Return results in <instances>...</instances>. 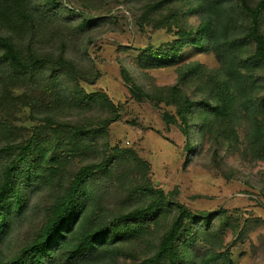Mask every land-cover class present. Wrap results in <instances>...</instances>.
I'll return each instance as SVG.
<instances>
[{
	"label": "rangeland",
	"instance_id": "obj_1",
	"mask_svg": "<svg viewBox=\"0 0 264 264\" xmlns=\"http://www.w3.org/2000/svg\"><path fill=\"white\" fill-rule=\"evenodd\" d=\"M56 2L83 18L102 20V25L90 32L94 41L87 47L88 61L83 64H92L97 79L93 83L80 79L69 82L84 95H105L114 106L115 120L106 126L102 122L99 127L105 129L104 135L96 140L87 137L85 149L74 152L73 133L61 123L79 120L95 128L108 112L99 105L86 109L52 108L47 83H42L41 77L37 78L41 85L0 78L4 80L0 81V149L9 148L7 157L1 155L0 170L14 154H23L22 171L28 172L19 178V184L27 185L22 194L23 210L4 229L0 260L6 262L18 256L39 237L51 205L66 192L80 167L104 163L109 158L118 163L117 167L107 163L104 171L90 178L92 191L87 188L108 216L136 208L142 202L137 193L140 188L151 187L165 195L173 193L174 197L167 200L187 210L219 214L211 230L191 233L181 240L182 250L188 252L181 264H222L224 257L231 264H264V148L260 153L248 149L247 123L237 124L238 140L234 142L227 140L229 130L224 131L221 123L215 124L203 139L194 127V147L188 153L187 137L178 124L162 119L164 112L173 114L174 108L161 104L158 109L149 101H136L121 76L124 68L140 88L154 92L156 88L176 85L179 77L188 72L182 88L197 98L207 79L216 77L215 56L187 45L177 54L176 63L144 67L146 50L155 52L178 38L175 29L155 28L157 21L141 19L142 1ZM186 23L195 28L199 21L189 13ZM192 67L200 72L190 73ZM257 74L263 81L264 65ZM41 116L49 118L48 128ZM260 120L264 130V115ZM36 132L43 134L38 138ZM56 139H60L59 144ZM115 157H119L118 161ZM93 202L97 206L95 199ZM172 217L173 210L164 211L157 221L143 227L131 238L132 242L122 245L126 254L114 258L112 264H138L155 250Z\"/></svg>",
	"mask_w": 264,
	"mask_h": 264
},
{
	"label": "trees",
	"instance_id": "obj_2",
	"mask_svg": "<svg viewBox=\"0 0 264 264\" xmlns=\"http://www.w3.org/2000/svg\"><path fill=\"white\" fill-rule=\"evenodd\" d=\"M138 1L143 2L142 20L157 21L155 28L175 29L178 38L155 52L146 50L144 67L174 64L179 51L192 45L202 52H211L218 61V68L216 77L207 79L197 98L182 88L188 72H184L174 86L145 92L129 72L121 68V76L132 97L136 101H149L158 109L161 104L173 107L174 113L164 112L162 119L178 124L187 137L188 153L194 147L191 140L194 127L203 139L211 134L215 124L221 123L224 131L229 130L227 140L234 142L238 140L236 126L242 121L248 125V149L260 153L264 148L263 121L260 120L264 115V80L257 73L264 65V0ZM189 13L198 18L195 28L186 23ZM82 16L56 0H0V78L36 85L47 83L52 108L86 109L99 105L108 112L95 128L79 120L61 123L73 133L74 149H77L74 152L85 149L87 137L96 140L104 135L105 129L99 127L102 122L106 126L115 120L112 118L114 106L105 95L98 92L84 95L69 82L80 79L93 83L98 77L92 64L84 65L88 61L87 47L94 41L90 32L98 29L102 20ZM189 71L200 72L193 67ZM233 76H236L234 81ZM38 77L42 78L41 82ZM41 117L48 128L49 118ZM35 134L40 138L43 133ZM59 140L56 139L58 144ZM35 142L33 139L31 144ZM8 149H0V159L2 154L8 156ZM22 155L14 154L0 170V239L5 234L4 229L9 228L13 218L23 210L22 194L27 191V185L18 182L28 172L22 171ZM115 158L118 161L119 157ZM107 163L112 167L118 165L108 158L104 163L80 167L66 192L57 196L51 205L39 237L18 256L6 262L0 260V264H112L114 258L126 254L123 244L132 242L134 235L167 210H173L169 228L155 250L143 256L138 264H181L184 255L188 256V252L182 250L181 240L191 233L204 234L211 230L219 214L192 212L177 202L168 201L174 197L173 193L165 195L161 190L148 187L137 190L142 202L136 208L108 216L90 193L94 186L89 182L95 173L105 170ZM91 201L94 205L88 216ZM222 264L231 263L224 257Z\"/></svg>",
	"mask_w": 264,
	"mask_h": 264
}]
</instances>
